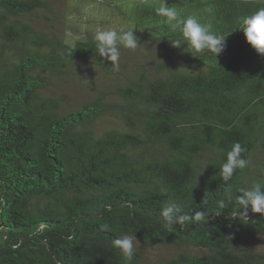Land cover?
Listing matches in <instances>:
<instances>
[{"label":"trees","instance_id":"obj_1","mask_svg":"<svg viewBox=\"0 0 264 264\" xmlns=\"http://www.w3.org/2000/svg\"><path fill=\"white\" fill-rule=\"evenodd\" d=\"M56 1L0 0V264H127L121 235L136 237L132 264H264V216L219 206L229 184L264 177V55L234 29L264 2L178 1L226 35L216 58L174 47L160 2H132L115 15L139 44L116 70L91 23L74 25L81 0ZM234 142L249 164L225 182ZM169 198L206 222L169 231Z\"/></svg>","mask_w":264,"mask_h":264},{"label":"clouds","instance_id":"obj_2","mask_svg":"<svg viewBox=\"0 0 264 264\" xmlns=\"http://www.w3.org/2000/svg\"><path fill=\"white\" fill-rule=\"evenodd\" d=\"M156 16L161 17L164 25L167 26L170 36L168 38L174 47L187 46L194 53L211 52L215 58L224 52L226 40L223 34L215 32L212 25L201 22L197 15H184L182 10L176 7H169L166 0H160L158 6L153 8ZM133 24L125 27H98L92 36L95 45V52L111 62V66L119 69L121 47L136 49L138 37L133 33ZM243 33L246 42L256 51L264 55V7H259L249 14L239 17L235 28ZM245 149L239 142H234L224 153V159L219 166V175L223 181L228 182L233 178L237 170H244L248 167L249 161L242 156ZM164 191V189H161ZM235 202L240 209L236 216L241 220H247L249 210L264 216V177L258 178L248 186L228 185L223 198L219 201L220 208ZM184 206L176 199L166 200L160 210V217L163 227L171 231L176 224L186 222H206V215L203 211H195L192 214L184 212ZM45 225H41L43 229ZM136 237L134 235H121L110 241L112 248L116 249L124 258L127 264H132L136 253Z\"/></svg>","mask_w":264,"mask_h":264},{"label":"rangeland","instance_id":"obj_3","mask_svg":"<svg viewBox=\"0 0 264 264\" xmlns=\"http://www.w3.org/2000/svg\"><path fill=\"white\" fill-rule=\"evenodd\" d=\"M65 0H58L56 3L60 6H63ZM139 0H81L82 6L79 7L75 13H73V19L76 20L74 22L75 26L80 25L78 29L82 30L84 27L88 26V23H91L94 30L98 27H120L122 25V21H118V17L115 15L117 12L121 14V10L124 7L129 6L132 2L137 3ZM144 3H153L160 2V0H141ZM168 1V0H167ZM179 0L172 2L171 0L168 3H172L173 7L179 9L180 5L178 3ZM264 2V0H258ZM66 8L70 9L66 0ZM143 254L149 258L150 260L159 259L161 257L168 256L171 253L169 247H152L146 246L142 250Z\"/></svg>","mask_w":264,"mask_h":264}]
</instances>
